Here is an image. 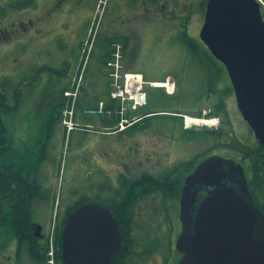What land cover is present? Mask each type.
Listing matches in <instances>:
<instances>
[{"label": "rangeland", "instance_id": "obj_1", "mask_svg": "<svg viewBox=\"0 0 264 264\" xmlns=\"http://www.w3.org/2000/svg\"><path fill=\"white\" fill-rule=\"evenodd\" d=\"M32 1L37 3L34 12H44L50 0ZM98 1L104 3L105 0ZM14 2L25 3L26 0H0V28L26 18L32 12L29 8H22L16 12L7 9V5ZM96 4L97 0H62L60 4L62 18H67V21L64 24L65 32H62L64 38L61 42L49 44L42 28L39 32H19L8 41L0 40V83L7 82L10 104L14 103L13 94L17 89L21 94L19 108L15 112L2 114L10 139V152L7 157L17 168L24 165L32 167L36 165L34 162H39L36 172L38 196L31 203V222L41 226L45 246L50 241L53 249L56 248V230L61 226L63 215L78 197L96 203L102 202L108 195H106L108 189L119 184L127 185L123 173H135L143 169L153 173L157 168L158 158L164 165L169 166V162L173 163L184 157V150L181 151L178 147L172 152L170 150L169 156H166L165 151L169 150L168 141L158 138L157 127L165 116L176 115L174 113L182 112L187 104L194 103L196 97H199L197 93L201 95L207 93L205 83L196 77L193 64L210 66L218 64L211 57L204 56L200 59L203 45L197 38L193 40L194 50L190 52L182 41V30L179 28H176L177 31L170 30V27L166 26V21L160 23L169 32L163 31L151 38H147L148 35L142 32L145 29L140 27L141 30L138 31L140 42L135 45L138 60L130 71L144 73L147 82L160 81L159 77L166 70V66L173 64L177 70H171L170 75L172 78L175 76L178 87L173 96L168 97L164 94V90L147 85L146 106L133 112L129 117H139L145 112L152 114L140 119L141 121H137L135 126L124 131L99 137L95 133L109 130L98 128V119L111 120L110 116L115 115V105L111 110L105 108L108 104H104L102 111L97 112L99 106L98 103L96 104V96L98 98L105 95L109 90V78L101 66L105 60L102 59V50L98 42L104 35L106 36L116 18L118 6L114 0H108L105 7L100 5L98 12ZM198 25L192 28L196 29ZM89 32L91 36H88ZM94 32L96 43L94 42L89 53ZM78 42L83 44L84 49L81 61L74 55L76 48L72 47ZM46 64L52 69L51 71L43 68ZM81 64L88 66L85 73L83 67L77 95L64 96L63 90L67 91V94L75 93L78 85L76 76ZM55 71H60V74H56ZM98 90L100 93L96 92ZM70 110H74V122H77L83 130H74L68 136L64 133L62 122L64 115ZM51 117L57 123L52 129L51 139L42 143L43 123ZM92 121H95L94 124ZM233 121L239 143L247 144V148L251 151L255 150L256 139L253 132L239 119L233 118ZM211 122H213L211 125L216 124L203 127L215 129L217 122ZM103 126L108 128L106 124ZM194 127L201 128L202 125ZM228 129V126L225 129L221 128L222 134L225 135ZM88 134L95 135V140L89 137L86 140ZM231 143L237 144V140L234 139ZM195 145L196 149H201L203 146L202 143L199 144V140L195 141ZM204 146L202 150L211 146H217L218 149L219 141L205 143ZM160 148L163 149V155L158 157V153L162 152ZM202 150H194L193 155L199 156L203 153ZM152 179L156 180L155 177ZM111 194L112 192L109 195ZM260 195L264 200V187ZM147 202L150 203L149 200H145L143 204ZM137 217L141 216L135 215V220L138 222L147 221L138 220ZM152 221L149 220L148 224L153 231H157L158 228ZM3 232L0 230V243L4 245L13 237L8 232ZM47 235L48 239H46ZM137 240L141 249L148 248L146 241ZM13 243L15 244V241ZM2 254L3 258L7 255L4 251ZM143 264L147 263L143 262Z\"/></svg>", "mask_w": 264, "mask_h": 264}, {"label": "flooded vegetation", "instance_id": "obj_2", "mask_svg": "<svg viewBox=\"0 0 264 264\" xmlns=\"http://www.w3.org/2000/svg\"><path fill=\"white\" fill-rule=\"evenodd\" d=\"M114 1L118 6L116 9V18L110 25L106 36L104 35L99 42L97 41L98 45L103 47L102 59L105 60L115 48H118L125 68L127 70L134 68L133 64L138 60L136 57L138 53L136 54L135 52V45L140 42V32H138L141 30L140 27L145 29L142 31L143 34L148 35L147 38H151L168 30L160 23L164 21L167 22L166 26L170 27V30L174 31L176 28L182 30V41L189 51L194 50L193 40L197 38L203 45V51L199 56L200 59L204 56L215 59L199 36L200 29L205 19L207 3L210 0ZM256 1L264 24V0ZM61 2L62 0H50L44 12H34L37 6V3H35L34 6L30 7L32 12L27 15L26 18L19 19L16 23L11 22L0 28V40L8 41L19 32H39L42 28L44 34L48 37L49 44L61 42L64 38L62 33L65 32L64 24L65 21H67V18H62ZM182 21L186 23L184 24ZM195 22H197L196 25ZM197 25L198 28H192V26L194 27ZM95 38L96 37L92 40V47L94 46V42L96 43ZM70 39L71 37H69V41H71ZM86 43L87 41L85 44ZM71 46L72 45H70V47ZM72 47L76 48L74 55L81 61L84 51L83 44L78 42ZM216 61L218 64H211V66L208 64H193L196 77L199 81L205 83V87L208 90L207 93H203L202 95L197 93L196 95H199V97H196L197 99L193 101L194 103L187 104V107L183 108L182 112L174 113L176 115L165 116L157 127L156 133L158 138L161 140L167 139L168 141L169 150L165 151L166 156H169L170 150L172 152L174 148L178 147L181 148V151L184 150V157L173 163L169 162V166L168 164L164 165L162 160L158 158L157 168L153 173L144 169L136 171L135 173H123L127 185H115V187L106 191V195L108 194L104 198L108 204L106 207L110 209L114 217L118 220L121 234L120 249L108 264H143V262L147 264L180 263L182 254L177 252L175 246L176 239L181 232L179 201L184 181L187 176L194 172L200 163L212 157L231 160L236 165L242 167L247 181L248 191L255 205L264 216V200L260 195L264 185L260 186L256 183H251L253 176L251 162L253 160L259 163L264 160V145H260L259 142L255 140V150L252 149L253 155L250 157L246 156L241 148L232 145L236 144L231 143L234 139L240 144V140L237 138L233 127V118L239 119L240 122H244L245 124L246 122L242 119L237 109L235 94L226 68L221 62L218 60ZM185 65L187 66L188 64ZM43 68L50 71L52 70L47 64L44 65ZM171 70L175 71L177 69L175 65L168 64L166 70H164L163 74L159 77L161 79L160 81L166 79L168 82V80L171 79ZM55 73L60 74V71H55ZM141 74L146 76L144 73ZM201 86H203V84ZM177 87L176 79L175 88L177 89ZM164 94L170 97L165 91ZM173 94L171 96H173ZM185 115L199 119L213 120L217 122V126L215 129H209L203 126L201 128L194 126L187 127L183 122ZM89 126H92V124H89ZM226 126H228L229 129L226 131L225 135H223L221 128L225 129ZM250 131L253 132L252 130ZM90 133L92 134V132ZM88 137L91 140H95L94 138H96L95 135L88 134L86 140ZM197 140H199V144H203L201 149H196L195 141ZM217 140L219 141L218 149H216L217 146H211L202 150L205 147V143L211 144V142ZM240 146L243 148L248 147L247 144L244 143L240 144ZM162 150L163 149H161V151ZM194 150H202L203 153L199 156H194ZM162 155L163 151L158 153V157ZM145 176L151 179L155 177L157 185L149 186L139 184ZM210 190L211 189H206L203 186L195 188L196 198L198 200L201 199L205 194L209 193ZM111 192L112 194L109 195ZM117 193L120 195L118 196ZM82 199H84V197H78L77 200L73 201V204ZM145 200H149L150 203L147 202L143 204ZM65 213L63 215L64 223L68 215L65 216ZM136 214L141 216L137 217L138 220L147 221L138 222L135 220ZM156 217L158 220H156ZM149 220H153V224L158 228L157 231H153L152 227L148 224ZM121 221L129 222V225L124 227ZM31 223L35 222L32 221ZM0 230L1 232L4 231L1 227ZM137 239L146 241L148 248H146V250L141 249V245L137 243ZM14 241V239H11L8 244L4 245L0 243V264H9L12 258L14 264L19 262L17 258L19 247L17 242H15V244L13 243ZM37 243L39 245L37 250L39 262L44 264L46 251L42 234L41 237L37 239ZM1 250L7 253L4 258ZM134 253L136 255H133ZM125 254L128 255L126 256ZM4 261L7 262L4 263ZM59 261L63 264L61 254H59Z\"/></svg>", "mask_w": 264, "mask_h": 264}, {"label": "water", "instance_id": "obj_3", "mask_svg": "<svg viewBox=\"0 0 264 264\" xmlns=\"http://www.w3.org/2000/svg\"><path fill=\"white\" fill-rule=\"evenodd\" d=\"M200 39L226 68L238 111L264 145V24L255 0H210ZM211 189L197 199L195 188ZM179 264H264V216L240 165L212 157L184 181ZM33 236L41 227L31 224ZM121 245L119 223L97 203L69 213L61 232L63 264H108Z\"/></svg>", "mask_w": 264, "mask_h": 264}, {"label": "trees", "instance_id": "obj_4", "mask_svg": "<svg viewBox=\"0 0 264 264\" xmlns=\"http://www.w3.org/2000/svg\"><path fill=\"white\" fill-rule=\"evenodd\" d=\"M33 5L32 0H26L25 3H9L7 9L18 11L22 8H26ZM6 8V7H5ZM3 10H6L3 8ZM3 16V15H2ZM106 61H104V64ZM8 85L7 82L0 83V227L8 232L12 237L17 241L19 250L25 248L28 250L29 256L35 260L39 261L38 257V243L37 239L33 237V232L31 230V203L34 199L37 198L38 184L36 180L37 164L38 161L34 162L36 165L28 167L27 165L20 166L17 168L7 157L10 152V139L9 131L4 121L2 114L3 113H12L19 108V102L21 101L20 90L17 89L13 94L14 103H9V95L7 93ZM106 105L105 108L114 109V104ZM107 110V109H106ZM105 110V111H106ZM112 115V114H111ZM111 117V120H102L104 124L108 125L107 127L112 128L118 123V118L114 114ZM56 120L51 117V119L45 120L43 123L42 143L48 142L51 139L52 129L56 124ZM136 124V123H135ZM132 124L130 127L135 126ZM235 147H239L244 151L246 156H252L253 151L248 148H243L240 144H232ZM42 150V148H39ZM41 160V159H40ZM252 180L251 183H256L257 185H264V160L261 162H255L252 160ZM26 166L28 167L26 169ZM25 169V171L23 170ZM139 184L143 185H157V182L148 176H145L142 182ZM170 184V182H169ZM124 200V199H123ZM89 199H82L72 206L68 207L65 213V216L75 210L79 205L84 202H90ZM99 204L108 206L105 200L102 202H97ZM64 219L61 223V226L56 230L55 236V246H56V258L59 259V254L61 250V229L63 227ZM129 222L121 221L122 226L127 227ZM120 255V254H119ZM126 256L128 254H125ZM112 264V263H111Z\"/></svg>", "mask_w": 264, "mask_h": 264}, {"label": "built area", "instance_id": "obj_5", "mask_svg": "<svg viewBox=\"0 0 264 264\" xmlns=\"http://www.w3.org/2000/svg\"><path fill=\"white\" fill-rule=\"evenodd\" d=\"M110 69L109 77L111 79V98L118 103L119 114L123 116L128 111L136 110L146 102V94L144 92V81L139 74L123 73L119 62V55L116 53L114 59L108 63ZM67 96H76L75 93H68ZM73 110L66 112L64 115L63 125L67 132L74 128L72 120ZM126 122V120H122ZM50 263L52 264L53 249L50 244L49 250Z\"/></svg>", "mask_w": 264, "mask_h": 264}, {"label": "crops", "instance_id": "obj_6", "mask_svg": "<svg viewBox=\"0 0 264 264\" xmlns=\"http://www.w3.org/2000/svg\"><path fill=\"white\" fill-rule=\"evenodd\" d=\"M6 1V0H5ZM151 82H155V83H161L162 81H151ZM64 91V90H63ZM96 92H98V93H100L99 92V90L98 91H96ZM92 96V95H91ZM96 104L98 103H104V104H108V105H110V103H111V100H110V98H109V90H107V92H106V94L105 95H102V96H99L98 98H97V96H96ZM95 121H97V120H95ZM95 121H93L92 122V124H94V122ZM103 121L99 118L98 119V128H100V129H105L104 128V126H103V124H104V122L102 123ZM95 135H97V136H104V134L103 133H101V132H97V133H95ZM110 135H112V134H110ZM109 135V136H110ZM17 258L19 259V262L17 263V264H33V263H35L31 258H30V256H29V253L26 251H23V250H21L20 252H18L17 253ZM7 261H4V263H6ZM9 264H14V260H13V258L9 261ZM35 264H42L41 262L40 263H35ZM44 264H46V263H44Z\"/></svg>", "mask_w": 264, "mask_h": 264}, {"label": "bare ground", "instance_id": "obj_7", "mask_svg": "<svg viewBox=\"0 0 264 264\" xmlns=\"http://www.w3.org/2000/svg\"><path fill=\"white\" fill-rule=\"evenodd\" d=\"M170 77H171V79L168 80V82H167L168 86H170L171 83L173 82V78H172V76H170ZM190 121L193 122V124H195V125H199L200 123H202V124H206V125H207V124L211 125V123H213V122H211V121H201V120H197V119H191Z\"/></svg>", "mask_w": 264, "mask_h": 264}]
</instances>
